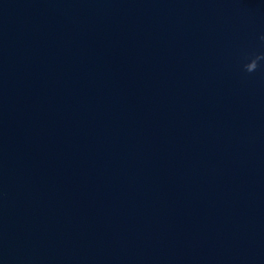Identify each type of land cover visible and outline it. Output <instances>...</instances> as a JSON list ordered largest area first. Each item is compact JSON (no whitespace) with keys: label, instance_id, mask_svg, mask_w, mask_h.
<instances>
[{"label":"water","instance_id":"1","mask_svg":"<svg viewBox=\"0 0 264 264\" xmlns=\"http://www.w3.org/2000/svg\"><path fill=\"white\" fill-rule=\"evenodd\" d=\"M264 0H0V264H264Z\"/></svg>","mask_w":264,"mask_h":264},{"label":"clouds","instance_id":"2","mask_svg":"<svg viewBox=\"0 0 264 264\" xmlns=\"http://www.w3.org/2000/svg\"><path fill=\"white\" fill-rule=\"evenodd\" d=\"M260 39L264 41V36H261ZM261 62H264V53L251 55L247 58V62L243 64V70L248 74L255 73L262 67Z\"/></svg>","mask_w":264,"mask_h":264}]
</instances>
